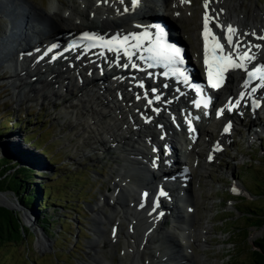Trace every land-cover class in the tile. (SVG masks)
<instances>
[{
	"label": "bare ground",
	"instance_id": "6f19581e",
	"mask_svg": "<svg viewBox=\"0 0 264 264\" xmlns=\"http://www.w3.org/2000/svg\"><path fill=\"white\" fill-rule=\"evenodd\" d=\"M186 1L181 3V0H157V10L155 8L144 10V13L158 16L163 14L174 30L184 34L186 17L191 12ZM132 2L133 0H55V3L51 1L48 4L47 10L37 9L35 6L31 7L29 3L23 2L25 7H30V11L26 12L20 8L18 11L15 8L18 13L13 16L18 15L16 19L22 17L25 21L24 31L29 36L37 35L41 44L46 43L49 39L52 42L60 43L64 35L74 31L88 30L93 34L106 32L113 34L123 31L126 27H131L133 18L126 16L124 11L128 9L133 17L138 16ZM202 3L205 4V0H202ZM16 6L18 5L16 4ZM238 7L239 3L230 5L226 3V0H209L208 2L211 16L218 17V23L224 26V29L219 28L217 31L225 46L228 48L224 37L227 35L226 28L230 25L242 38L244 44L251 43L254 46H259L253 47L250 53L253 56L252 62L264 60V39H257V37H264V13L256 8L255 18L252 15H236L234 12ZM202 14H205V11H199V17ZM10 15L9 17H11ZM135 19L137 21V18ZM20 21L22 20H19L18 23L14 22L19 24ZM33 21L38 24L47 23L54 37L48 38L46 34H38L37 29L32 25ZM215 23L217 22L215 21ZM191 32L198 39L199 30L194 28ZM245 33L248 35H244ZM18 36V41L12 42L15 44V48L9 51L13 56V62L21 55L22 47L25 48L24 52L29 51L30 48L29 36ZM18 42L21 44L17 45ZM236 42L234 38L233 43ZM196 47H199L198 40ZM244 50L241 48V51ZM228 51L232 52L233 50L228 48ZM55 54L56 52H53L47 54L46 57L49 59ZM190 60L193 62L195 58ZM73 61L70 55H65L61 59L43 65L29 63V61L20 62L16 63L19 68H15L8 78L4 73L1 77L3 80H11L8 85L11 86L14 97L20 101H24L28 97H35L36 93L41 92V97L35 98L39 101H48V107L58 111L59 116L63 115L65 111L62 109V112L58 107L65 105L63 107L74 120L73 123L66 124L70 129L78 130L84 135L82 141H77L76 144L83 145L91 152H103L110 156V159L117 161L118 168L112 172L114 176L110 175L109 196H102L99 204L91 209L93 214L91 222L94 227L90 232L94 239L90 240V243L88 242V250L94 254L88 255L89 262L82 264H204L202 256L205 255L195 254L191 245H195V249L207 245L202 237L206 233L189 230L183 219L177 223L178 220L174 218L171 225L165 226L164 217L161 216L163 208H168L170 203L171 207H177L180 204L185 209V203H188L186 202V197H188L186 192L178 187L169 197H166L167 200L161 201L163 205H159V202L155 204L154 200H147L144 203L145 208L142 207L139 197L146 187L152 185L154 171L162 172L164 169H173L175 172L178 170V165H189L191 168L205 172L206 162L199 161L201 153L197 151L196 146H187L186 151L175 159V163L166 162L162 159V151L153 150L161 138L170 139L171 130L169 128L161 126L165 136L161 135V131L158 132V126L167 122L165 113H173L176 110L175 103L179 101L186 104L184 100L187 96L185 95L175 102L171 96L162 95L163 92L157 94L158 96L154 97L157 102L152 106H155L153 109L158 113L154 114L146 103L150 97L154 96V92L146 94V87L140 84L138 74L128 73L120 76L118 73H114L112 75L115 79L113 89L97 91V87L92 89L91 86L90 88V82L87 81V77L91 76L93 86L100 84V82H95L93 73L88 72L92 64L87 60V66L89 65L87 68V66H81ZM1 70L3 71V67L0 65ZM81 70L87 72L86 74L89 76L85 78V75H81ZM74 77L81 84L80 87L77 83L72 86L77 92L76 96H73V91L68 84ZM110 78L103 76L102 80ZM240 79V74L234 72L229 76L228 84H238ZM58 85L65 86L64 97L53 91V88ZM229 90L228 87L224 91L228 93ZM77 95L82 98H77ZM117 95L121 96L120 100ZM68 99H72L73 102L70 103ZM56 101H62V103L56 105ZM235 120L239 119L236 117ZM59 125L64 127L63 124ZM182 130L185 136L186 131ZM205 133L207 135V132L203 130L202 135L205 136ZM205 137L209 138V136ZM252 137L259 138V135L252 131ZM209 139L212 140L205 146L207 150L212 149L214 140L222 143L221 139L213 137ZM4 141L11 142L12 140L3 139L1 143ZM15 142L17 141H14L13 145L17 144ZM246 143L249 144L250 141L246 140ZM2 147L3 145L0 147L1 153L8 149L5 147V150L2 151ZM28 155L32 157L31 153ZM96 156L101 158L100 155ZM192 158H196L198 161L194 162ZM151 168L154 170L151 171ZM128 187L131 190L128 191ZM0 204L10 207L13 205L11 198L2 194H0ZM106 208L109 209V212L106 211ZM153 208V215H151ZM191 212L195 213L196 208H191L190 214ZM102 223L109 225L107 232L100 227ZM206 228L209 229L208 226ZM103 234H107L111 238L106 241L108 247H111L108 254L109 262L106 261L107 257H104V253L100 251V239ZM120 238L123 240L120 241ZM38 244L41 247H47V243L40 239ZM113 247L116 249L112 250ZM187 247L188 249L185 250ZM121 253L123 256H119Z\"/></svg>",
	"mask_w": 264,
	"mask_h": 264
},
{
	"label": "rangeland",
	"instance_id": "374dc122",
	"mask_svg": "<svg viewBox=\"0 0 264 264\" xmlns=\"http://www.w3.org/2000/svg\"><path fill=\"white\" fill-rule=\"evenodd\" d=\"M51 1L55 3V0H0V65L3 67V71H0V147L3 145L2 151L8 147L6 151L0 152V157L11 158L13 154H22L15 162L23 163L29 168L35 176L34 183L44 189V194L50 192L52 199L56 201L53 203L58 204L46 207L43 203L39 214L21 206L13 193L0 192L11 198L13 205L7 207L16 213L21 224L29 231L23 233L22 242L0 246V264L89 262L87 256L94 254L88 250L89 241L94 239L90 232L94 227L91 222L93 216L91 209L99 204L102 196H109L110 175H113L114 169L118 168L117 161L110 159L107 154L91 152L83 145L76 144L77 141H82L84 135L78 130L72 128L71 130L66 124L73 123L74 120L63 107L65 105L58 107L61 111L62 109L65 111L61 117L58 111L48 107V101H39L35 98H40L41 92L36 93L35 97L20 101L14 97L11 86L8 85L11 80H3L1 77L2 73L6 75V78L10 76V70L5 61L12 57L9 51L11 44L14 43L9 41L8 37L14 33L18 34V31L8 29V24L16 25L14 21L18 23L19 20L25 23L22 17L16 19L18 15L13 16V14L18 13L19 8L26 12L30 11V7H25L24 3H29L31 7L35 6L37 9L47 10ZM201 2L202 0L186 1L191 12L188 13L189 18L186 17L183 37L192 52L196 49L197 36H194L191 30L199 28L198 12L201 10ZM226 3L230 5L239 3V7L234 12L236 15H252L255 18L256 8L264 13V0H226ZM3 13L5 14L3 16H8V19L7 17L2 19ZM32 25L40 26L36 21H33ZM76 83L79 85L80 82L72 80L68 83L73 96L77 93L72 87ZM65 89L64 85H58L53 88V91L64 97ZM80 97L77 95V98ZM68 101L73 102L72 99ZM56 102V105L62 103V101ZM257 121L259 122L256 126L245 125L246 134L237 139L236 144L239 146L237 157L230 158L231 154L224 153L215 164L219 168L206 166L209 169L208 173H219L215 180L221 179L220 192L218 191L220 187L211 185L208 180L207 183L210 184L209 186L207 184L206 200L203 191L206 188L203 182L204 173L191 168V188L193 195L197 198L195 203L201 211V220L210 221L207 243L214 246L206 248L207 252L205 256H202L204 264H250V248L252 249L253 242L264 236V228L252 227L253 223L248 222L247 210L248 208L264 210V198L257 197L260 194L257 188L264 177V120L257 116ZM59 124H63L64 127ZM252 131L259 135V138H253ZM3 139L12 141L1 143ZM13 140L17 141L15 142L17 144L13 145ZM246 140L250 143H246ZM28 153H31L32 157ZM96 155H100L101 158ZM201 160L204 161L203 155ZM223 160L225 163L222 162ZM231 185L236 187L233 195L228 191ZM49 188H51L50 191ZM214 192L216 193L210 198V194ZM230 196L235 197L234 200L237 202L235 208L232 204L236 202L229 201ZM212 203L213 210L208 206ZM0 206L5 205L0 204ZM106 211L109 212V209L106 208ZM42 223H45L46 229L43 228ZM100 227L105 232L109 229V225L104 223ZM39 239L46 242L47 247H41L38 244ZM107 239L111 238L103 234L100 239L101 247L98 246L101 253H104V257H107L106 261L109 262L108 254L111 247H108ZM121 240L123 238H120ZM114 249L116 248L113 247L112 250Z\"/></svg>",
	"mask_w": 264,
	"mask_h": 264
},
{
	"label": "trees",
	"instance_id": "16d2710c",
	"mask_svg": "<svg viewBox=\"0 0 264 264\" xmlns=\"http://www.w3.org/2000/svg\"><path fill=\"white\" fill-rule=\"evenodd\" d=\"M1 133V132H0ZM1 136V134H0ZM22 154H13L11 158L0 157V192H11L18 198L21 206L25 209L41 213L43 203L47 206L58 205L52 199L51 193L44 194V189L34 183L35 176L32 171L23 165L15 162L20 159ZM15 162V163H14ZM13 163V165H11ZM257 197L264 198V177L260 180ZM51 188H49V191ZM48 200H51L48 202ZM253 209V208H252ZM248 208V222L253 223L252 227L264 228V210L262 208ZM258 211V212H257ZM46 229L45 223H42ZM256 228V227H255ZM18 219L16 213L12 210L0 207V246L8 244H18L23 240V233H28ZM250 264H264V236L253 242L250 248Z\"/></svg>",
	"mask_w": 264,
	"mask_h": 264
},
{
	"label": "snow or ice",
	"instance_id": "6c2138e0",
	"mask_svg": "<svg viewBox=\"0 0 264 264\" xmlns=\"http://www.w3.org/2000/svg\"><path fill=\"white\" fill-rule=\"evenodd\" d=\"M184 0H181V3H183ZM208 2L209 0H205L204 7L207 10L208 9ZM137 3V0H133V6ZM128 10V9H125ZM210 19L216 21V27L224 29L223 25H220L218 23V17L210 16V14L206 11L204 17H203V38H204V43H205V63L208 65V80L209 84L212 88H217L220 86V81L224 76V73L227 71L229 66H232L236 69H244V71L247 73V76L249 78L255 77L257 74L260 75V79L264 80V68L261 67H255L254 71H249L245 61H250L253 59V56L250 55L253 47H259V46H254L251 43L244 44L242 38L237 34L236 30L232 28L230 25L227 26L226 28V33L227 35L224 37L227 41V46L228 48L232 49V52L225 53L224 52V47L220 43H216L213 46V52L217 53L212 57V63L209 62V36H210V31H209V21ZM244 35H248L245 33ZM234 38L236 39V43H233ZM83 39L85 40H90V41H96L98 38L95 37L92 34H84ZM213 40H216V36H212ZM257 39H264V37H257ZM125 43L127 42V39L124 41ZM111 41H108V43L105 45L106 47H110ZM241 48H244V51H241ZM168 52H170L172 55L168 57L169 61L171 62V59L173 56L179 57L180 55V50L177 48H169L167 49ZM233 55L236 56V60L238 62H234L233 60ZM215 72V75H214ZM244 87H247V82L244 83ZM252 92H256V88L251 89ZM244 98V94H241L240 99L242 100ZM199 106V105H197ZM236 106H240V101H236ZM223 111V110H221ZM229 111H231V106L229 107ZM230 124L228 127L225 128V131H228L230 128ZM211 159V156L209 157Z\"/></svg>",
	"mask_w": 264,
	"mask_h": 264
},
{
	"label": "water",
	"instance_id": "95a60500",
	"mask_svg": "<svg viewBox=\"0 0 264 264\" xmlns=\"http://www.w3.org/2000/svg\"><path fill=\"white\" fill-rule=\"evenodd\" d=\"M0 207H3V208H6V209H9V210H12L11 208H9L7 206H0Z\"/></svg>",
	"mask_w": 264,
	"mask_h": 264
}]
</instances>
